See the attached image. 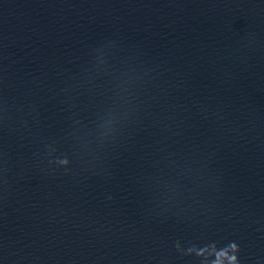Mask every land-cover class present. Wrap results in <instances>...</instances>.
<instances>
[{
	"label": "water",
	"instance_id": "obj_1",
	"mask_svg": "<svg viewBox=\"0 0 264 264\" xmlns=\"http://www.w3.org/2000/svg\"><path fill=\"white\" fill-rule=\"evenodd\" d=\"M0 264H264V0H0Z\"/></svg>",
	"mask_w": 264,
	"mask_h": 264
}]
</instances>
